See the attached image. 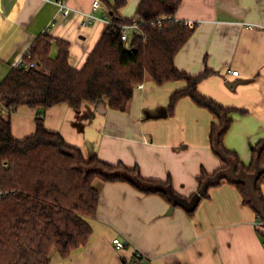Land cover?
Returning <instances> with one entry per match:
<instances>
[{
  "label": "crops",
  "instance_id": "crops-1",
  "mask_svg": "<svg viewBox=\"0 0 264 264\" xmlns=\"http://www.w3.org/2000/svg\"><path fill=\"white\" fill-rule=\"evenodd\" d=\"M94 1L66 0L72 10L64 18L54 4L43 0H0V84L47 30L54 39L70 43V62L81 68L107 29L101 9L96 21L82 26L81 13L92 12ZM100 1L108 8L116 0ZM141 1L126 0L119 10L121 18L134 19ZM180 1L176 20L194 23L196 30L175 64L193 75L206 67L215 71L198 89L224 106L244 111L234 114L225 145L249 165L252 146L264 139V0ZM185 86L182 81L159 86L147 80L136 89L127 112L111 110L105 100L85 103L79 110L60 104L45 112V126L61 133L86 157L97 154L109 163L138 166L147 179L171 178L174 192L186 199L197 193L201 169L213 173L223 162L210 146L215 118L207 109L185 97L170 118H157L171 95ZM35 119L36 109L22 106L13 112L14 137L22 140L34 134ZM95 186L101 200L97 217L89 221V242L68 259L53 252L52 264H124L134 252L147 264H264L259 216L243 204L232 183L211 187L192 216L180 206L173 208L167 198L128 182L96 180ZM262 189L264 196V185ZM116 238L125 242V249H115Z\"/></svg>",
  "mask_w": 264,
  "mask_h": 264
},
{
  "label": "trees",
  "instance_id": "trees-1",
  "mask_svg": "<svg viewBox=\"0 0 264 264\" xmlns=\"http://www.w3.org/2000/svg\"><path fill=\"white\" fill-rule=\"evenodd\" d=\"M180 2L142 0L136 17L128 20L119 13L126 0H116L108 6L115 23L137 21L140 26V33L134 35L129 46L121 41L122 30L116 24L113 29H106L84 65L77 68L70 62V43L44 34L29 49L38 67L13 68L1 82L0 264H52L53 252L68 259L73 251L86 245L93 234L89 221L97 217L101 200L96 180L128 182L147 194L167 198L173 205L165 191L174 192L171 178L147 179L138 166L109 163L97 154L86 157L61 133L45 126V112L60 104L79 110L85 103L105 100L111 110L127 112L136 89L147 80L159 86L181 81L186 84L171 95L169 116L185 97L213 114L209 142L223 165L213 173L201 169L198 191L193 196L201 194V199L208 198L209 189L224 181L236 185L243 204L257 212L261 225L258 232L264 238V216L249 183L225 177L233 171L237 177L254 178L256 194L264 206V139L252 146L250 164L243 163L237 152L226 147L225 137L234 114L244 111L224 106L199 91V83L213 75L214 70L206 67L193 75L177 68L175 57L196 30L195 24L189 26L176 20ZM163 16L171 19L162 21L159 28L158 21ZM22 106L37 110L36 129L31 136L19 140L12 132L11 115ZM197 208L184 209L192 216Z\"/></svg>",
  "mask_w": 264,
  "mask_h": 264
},
{
  "label": "built area",
  "instance_id": "built-area-1",
  "mask_svg": "<svg viewBox=\"0 0 264 264\" xmlns=\"http://www.w3.org/2000/svg\"><path fill=\"white\" fill-rule=\"evenodd\" d=\"M45 2L48 3H52L57 7V14L66 18L67 16H69L70 12H71V8L67 5L66 0H43ZM101 9L102 11H104V18H103V22L105 23V25L107 26V28H114L115 25L117 23H115L114 18L112 17L110 10L103 6L100 0H95L93 3V7H92V12L90 13H81L82 15V26L83 27H87L89 24L93 23L94 21H96L98 18L96 17V12L97 10ZM169 20L171 19L170 17H161V19H159L158 24H159V28H162V21L164 20ZM187 25L189 26H193L194 23L191 22H186ZM118 27H120L121 31V41L124 43H130V37L138 33H140V26L139 23L137 21L131 22V23H122V24H117ZM249 29H254L253 25H248ZM48 30L45 31L44 34H47ZM132 37V38H133ZM21 68V67H25V68H37L38 65L32 61V56L29 53V51L22 57V59L19 61V63H17V65L15 66V68ZM239 74V71H232V75L237 76ZM142 86V85H141ZM3 193L0 192V196ZM113 246L115 247V249H117L118 251L125 249L126 244L124 241H122L119 238H116L113 240ZM126 264H147V260L138 252H134L132 254V256L126 260Z\"/></svg>",
  "mask_w": 264,
  "mask_h": 264
},
{
  "label": "water",
  "instance_id": "water-1",
  "mask_svg": "<svg viewBox=\"0 0 264 264\" xmlns=\"http://www.w3.org/2000/svg\"><path fill=\"white\" fill-rule=\"evenodd\" d=\"M225 177H233L239 181H247L249 183V186H250V191L253 195V198L255 199V201L257 202L258 204V207H259V210H260V213L264 216V206L261 202V199L258 197V195L256 194V191H255V185H254V178H248V177H237L233 171H231L229 174L225 175ZM217 180L221 179L220 177L219 178H216ZM215 179V180H216ZM134 180V179H133ZM136 181V180H135ZM139 185H141L140 182L136 181ZM211 182L207 183L210 184ZM206 185V186H207ZM205 190V187L204 189ZM169 196L171 197L172 201H173V208L175 206H180L182 208H186L188 210H192L194 209L195 207H197L201 201V194H196L195 196H193L191 198V200H187V199H183V198H180V197H177L175 195V193L173 191H171L170 189H167L165 190ZM172 208V210H173Z\"/></svg>",
  "mask_w": 264,
  "mask_h": 264
},
{
  "label": "rangeland",
  "instance_id": "rangeland-1",
  "mask_svg": "<svg viewBox=\"0 0 264 264\" xmlns=\"http://www.w3.org/2000/svg\"><path fill=\"white\" fill-rule=\"evenodd\" d=\"M132 37L133 36L130 37V40L132 39ZM129 44L130 43H126L127 46H129ZM167 110H168V107H167L166 111H159V112H157L156 113L157 114V118H160V117H168V118H170V116L167 113ZM36 114H37V110H36Z\"/></svg>",
  "mask_w": 264,
  "mask_h": 264
}]
</instances>
